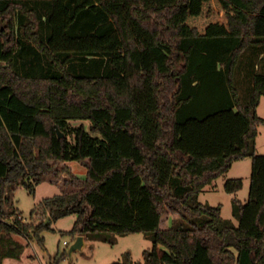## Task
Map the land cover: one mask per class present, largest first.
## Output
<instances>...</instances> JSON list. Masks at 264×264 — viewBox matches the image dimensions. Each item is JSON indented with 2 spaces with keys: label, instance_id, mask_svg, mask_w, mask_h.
<instances>
[{
  "label": "trees",
  "instance_id": "trees-1",
  "mask_svg": "<svg viewBox=\"0 0 264 264\" xmlns=\"http://www.w3.org/2000/svg\"><path fill=\"white\" fill-rule=\"evenodd\" d=\"M247 51H264V0H0V240L45 248L42 233L74 214L61 235H150L142 261L126 252L111 264H264V59L242 97ZM245 157L235 225L197 195ZM62 175L68 190L30 211L41 218L13 207L17 186Z\"/></svg>",
  "mask_w": 264,
  "mask_h": 264
},
{
  "label": "rangeland",
  "instance_id": "rangeland-1",
  "mask_svg": "<svg viewBox=\"0 0 264 264\" xmlns=\"http://www.w3.org/2000/svg\"><path fill=\"white\" fill-rule=\"evenodd\" d=\"M262 58H264V51L253 55L252 59L254 60L255 68L258 69L261 67L263 63ZM242 59L245 63L239 67L241 81L250 60V53L246 56L244 55ZM257 112L264 118V97L260 98ZM80 122V120H71L70 124L78 125ZM82 123L85 127H88L87 121H83ZM256 148L259 153L264 154V123L258 126ZM67 164L71 172L75 175L80 177L85 175L86 168L81 163L70 161ZM250 171V157H245L244 159L233 162L225 174L215 178L211 184L202 189L197 195V200L202 204L211 206L220 205L221 217L223 219H228L236 225L237 220L232 215L234 206L233 199H239L242 202L247 199ZM66 178L67 177L64 175L54 180L52 177H46L35 186L32 193L23 186H17L11 192L10 196L13 207L21 213L26 221H29L30 211L43 198L68 190V186L63 183ZM227 178H241L242 187L233 193L225 191L224 181ZM176 216V214L165 212L162 216V220L168 225H171V220L176 219ZM37 217L41 218V215L36 217L33 216V218L30 219H36ZM43 220L46 221L47 219L45 218ZM74 220L75 215L71 214L61 217L51 223V227L54 228L55 231H44L42 233L45 248H41L36 240L33 239L28 241L24 236L17 234H12L9 238L7 237L4 240H0V264H48L49 260H53L57 252L60 253L63 250H66V255L58 259V264H111L113 261L121 260L123 254L126 252L130 255L132 261L140 262L143 259V249L149 248L152 245L150 235H145L143 233L117 236L112 232H105L101 236L105 238L106 241L86 240V237L83 235L85 244L80 250H76L69 255L67 249L76 237L72 239L69 235H61L60 231L69 230ZM11 241H14V243H11ZM64 241L67 245L63 243Z\"/></svg>",
  "mask_w": 264,
  "mask_h": 264
},
{
  "label": "crops",
  "instance_id": "crops-1",
  "mask_svg": "<svg viewBox=\"0 0 264 264\" xmlns=\"http://www.w3.org/2000/svg\"><path fill=\"white\" fill-rule=\"evenodd\" d=\"M250 53V60H249V63L247 64V67H246V71H245V73L243 74L244 76H243V79H242V81H241V78H240V65H244V60L242 59L243 58V56L245 55H248ZM253 53V54H252ZM257 53H259V52H252V51H247V52H245L244 54H243V56L241 57V59L239 60V64L237 65V67H236V70H235V83H236V86L238 87V89H239V94L242 96V97H245L247 94H248V92H249V90H250V86H251V75H252V73L253 72H256V71H258L260 68H255L254 67V60L252 59V57H253V55L255 54H257ZM262 54V53H261ZM260 54V55H261ZM263 59L264 58H262V61H263ZM241 90H242V93H241ZM257 115L259 116V117H261L259 114H258V112H257ZM263 118V117H262ZM255 145H256V140H255ZM256 151H257V148H256ZM258 152V151H257ZM259 153V152H258ZM237 161H239V160H237ZM235 162V161H234ZM233 164V163H232ZM204 189V188H203ZM246 201V200H245ZM244 201V202H245ZM234 217V216H233ZM235 218V217H234ZM236 219V218H235ZM237 220V219H236Z\"/></svg>",
  "mask_w": 264,
  "mask_h": 264
},
{
  "label": "water",
  "instance_id": "water-1",
  "mask_svg": "<svg viewBox=\"0 0 264 264\" xmlns=\"http://www.w3.org/2000/svg\"><path fill=\"white\" fill-rule=\"evenodd\" d=\"M58 137H62L63 134L57 129ZM85 244L84 242V236L83 235H77L73 242L69 245L67 249V253L70 255L72 252L76 250H80L82 246Z\"/></svg>",
  "mask_w": 264,
  "mask_h": 264
},
{
  "label": "built area",
  "instance_id": "built-area-1",
  "mask_svg": "<svg viewBox=\"0 0 264 264\" xmlns=\"http://www.w3.org/2000/svg\"><path fill=\"white\" fill-rule=\"evenodd\" d=\"M63 243L67 245V243L65 241Z\"/></svg>",
  "mask_w": 264,
  "mask_h": 264
}]
</instances>
